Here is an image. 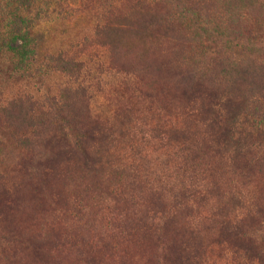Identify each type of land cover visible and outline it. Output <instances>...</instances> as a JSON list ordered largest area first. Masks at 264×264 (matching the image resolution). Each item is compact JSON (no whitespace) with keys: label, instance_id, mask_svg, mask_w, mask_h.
I'll return each mask as SVG.
<instances>
[{"label":"rangeland","instance_id":"obj_1","mask_svg":"<svg viewBox=\"0 0 264 264\" xmlns=\"http://www.w3.org/2000/svg\"><path fill=\"white\" fill-rule=\"evenodd\" d=\"M48 1L33 103L0 65V264H252L228 223L264 216V113L209 87L264 95V0Z\"/></svg>","mask_w":264,"mask_h":264},{"label":"trees","instance_id":"obj_2","mask_svg":"<svg viewBox=\"0 0 264 264\" xmlns=\"http://www.w3.org/2000/svg\"><path fill=\"white\" fill-rule=\"evenodd\" d=\"M54 1L55 0H53V3ZM51 4L52 2L48 0H0V65L6 68L8 79L15 80L20 84H25V87L13 97L12 101L14 106L20 105L21 107L25 104L33 103L34 98L30 95L29 89L33 86L32 84L42 83L43 79L46 77L45 74H41L40 72L33 73L32 71V68L37 69L43 66L45 55L41 50H39L38 53L26 51L25 39L30 35H35L37 39L43 38L41 30H39L38 22L42 16L49 13L48 11ZM106 28L107 26L105 29ZM64 59L63 57H59L60 62H63ZM73 67L80 72L83 64L81 62H74ZM194 74L195 70L193 71V75ZM196 75L197 74H195L194 77H196ZM202 76L203 75L199 74L198 79L194 81L195 84L193 83V85L196 86V83L199 85ZM74 82L79 86V90H85L84 88L81 89L83 83L80 80V75L77 76ZM189 83L192 84L191 81H189ZM207 85L208 82L205 83L203 78L199 87H207ZM231 88L236 89V86H231ZM209 89L216 94V99H218V102L214 104V108L222 107L226 100L236 101L244 98L245 103L251 101V104L247 106L249 111L247 114L249 116L252 110L255 111L254 113L259 111L264 113V95L260 94L259 98L256 100L253 96L251 97L253 94L252 90L247 91L250 96L246 97L242 94L227 92L225 90L221 93L222 87L216 84L210 86ZM50 109L51 111H56L58 115H60L64 107L54 98L50 104ZM27 110L31 113V109ZM28 115L27 112L26 116L28 117ZM59 117L52 114L49 120L51 124L49 127L57 126L63 121L69 123L68 118H65V116ZM29 118L32 119V117ZM26 120V118L23 119L24 122ZM69 125L71 124L69 123ZM75 136V144L80 146L82 145L83 138H92L91 132L88 130L84 133L79 130ZM248 137L252 136L248 134ZM238 203L240 206L245 205L242 199L239 200ZM261 212L262 209H259L252 213V217L258 218V221L254 224H252V222L249 223L244 215H242L240 219L228 223L230 225L234 224L231 233L238 241L236 244V253L239 255V258H242V261L246 263L264 264V216H262ZM224 241L227 242V240ZM187 249L186 247H182L181 252L178 251V260L180 258L182 261L180 264H190V260L187 258L185 259L184 256V254L188 252Z\"/></svg>","mask_w":264,"mask_h":264}]
</instances>
